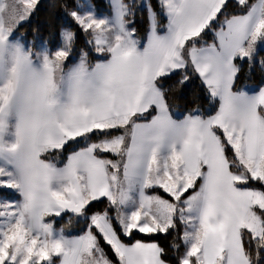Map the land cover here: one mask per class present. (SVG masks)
Returning <instances> with one entry per match:
<instances>
[{"label":"snow or ice","instance_id":"obj_1","mask_svg":"<svg viewBox=\"0 0 264 264\" xmlns=\"http://www.w3.org/2000/svg\"><path fill=\"white\" fill-rule=\"evenodd\" d=\"M0 264H264V0H0Z\"/></svg>","mask_w":264,"mask_h":264},{"label":"trees","instance_id":"obj_2","mask_svg":"<svg viewBox=\"0 0 264 264\" xmlns=\"http://www.w3.org/2000/svg\"><path fill=\"white\" fill-rule=\"evenodd\" d=\"M49 2V0H42V3H44L45 5H47ZM98 3H100L102 5V9L106 10L107 5L105 3V0H97ZM36 23H39L42 26V29L45 31V35L47 34V24L49 23V21L47 20L45 15H40L36 18L33 19V24L35 25ZM144 25V21L141 18H138L137 21V27L143 28Z\"/></svg>","mask_w":264,"mask_h":264},{"label":"rangeland","instance_id":"obj_3","mask_svg":"<svg viewBox=\"0 0 264 264\" xmlns=\"http://www.w3.org/2000/svg\"><path fill=\"white\" fill-rule=\"evenodd\" d=\"M105 3H106V5H107V3H108V0H105Z\"/></svg>","mask_w":264,"mask_h":264}]
</instances>
